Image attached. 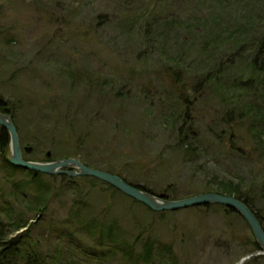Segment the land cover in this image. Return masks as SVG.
I'll return each mask as SVG.
<instances>
[{
	"label": "rangeland",
	"instance_id": "374dc122",
	"mask_svg": "<svg viewBox=\"0 0 264 264\" xmlns=\"http://www.w3.org/2000/svg\"><path fill=\"white\" fill-rule=\"evenodd\" d=\"M260 33L264 0H0V103L26 162L72 158L179 200L229 181L253 198L264 226V153L245 128L241 141L224 134L226 98L192 93L208 62L227 61V36ZM216 35L222 48L202 51ZM9 153H0V218L27 222L13 237L28 234L27 247L56 264H264L237 213L213 205L156 214L88 178L41 175L46 187L36 189L5 164ZM95 219L115 223L114 235L136 248L155 242L151 262H133L140 248L126 260L108 237L100 247L83 229Z\"/></svg>",
	"mask_w": 264,
	"mask_h": 264
},
{
	"label": "trees",
	"instance_id": "16d2710c",
	"mask_svg": "<svg viewBox=\"0 0 264 264\" xmlns=\"http://www.w3.org/2000/svg\"><path fill=\"white\" fill-rule=\"evenodd\" d=\"M233 36L234 35L227 36V38H231L232 43L231 41H226L225 43H223V45H225L226 43L227 45L230 44V48H232L233 50L228 53L229 56L227 58V61L222 62L218 60L215 62L213 61L212 63L208 62L207 65L205 64L206 67L204 68L205 70L203 71L204 73L201 75L200 80H197L192 85V93L193 95H197L199 93H202V91L207 88V90L210 89L213 93L218 94V96L226 98L227 103L221 100V104L224 106V116H222L220 119V125L222 126L221 128H225L223 129L225 132L224 134L229 135L230 138L232 136H235L239 139V141H241V137L238 135V131L245 128V132L250 135L249 137L251 138L253 146L255 147V152L262 155V153H264V143L260 136L262 132H264V33H260L254 38H249V40L243 39L241 38V36ZM219 38L220 37L218 35H216V37L214 38L206 36L204 42L201 45V47L203 48L202 51L207 50L211 54L217 53L218 50L222 48L217 41L219 40ZM211 40L213 41L210 42ZM178 73L180 72L177 71L176 75ZM177 76H179V74ZM184 95H186L185 91ZM180 96H183V94L181 93ZM232 96H237V98L239 99L244 96L242 104L239 105V103L237 102L233 103ZM185 98L186 97L183 96L184 101H186ZM0 113H8V110L1 103ZM9 149V136L7 135L5 130H1L0 153H2V155L4 156L8 153ZM260 157L263 158L262 156ZM5 164H7V166L12 170H20L18 168H13L9 164V161L7 159L5 160ZM27 172V174L32 176V183L36 184V189L43 190V188L46 187L45 184L39 180V176H41V174H34L29 171ZM106 173L117 175L120 179H122L124 183L131 185L134 188L137 187L138 189L146 193L149 192L150 194H153L157 197H163L164 199H167L169 201L179 200L177 199V197H166V195L169 196L170 194H168L167 191H160L161 193L158 194L157 192H154V189L150 188L148 184L146 185L140 182L127 181V179H124L121 174L113 173L112 171H106ZM61 177H63V179H68L64 176ZM260 187L261 193L264 194V182L261 183ZM42 192L43 191H41L40 193L42 194ZM213 193L220 196L231 197L242 202L260 222L258 214L253 211L252 208V204L254 202L252 201L253 198L251 199V197L247 195V193L245 194L240 185L233 184L229 181H223L217 183L213 189L206 187V190L203 194ZM170 196L172 195L170 194ZM41 201L42 204L43 200ZM80 203H82L84 207L86 206V202L84 200L79 201L78 204ZM26 208H28V206ZM222 209L226 213H234L226 208ZM40 212L41 211H38V214ZM260 223L262 225V222ZM28 225L29 224H27V222H24L23 220H18L16 222L9 219V221L5 223L0 218V264H56L51 258L45 257L43 254L37 252L38 245H33L31 244V242H29L30 247H27V245L24 243V240L26 239V236L28 234H19L17 237H13L20 230L26 229ZM115 227V223L105 226V224H103L101 221L95 219L94 221L85 225L83 229L88 231L92 239L94 238V236L92 235L96 234V241L99 243L100 247L104 246L103 239L105 237H108V242L110 244H114L112 245L113 247L110 246V249L114 250V246L118 247L122 252L123 258H126V260L133 258V254H136V250L140 248L142 251L134 258L133 262H151V258L154 257L153 255L157 251L155 249V242L146 240L144 243H142V246L136 248L135 242H129L128 244L126 242L123 243L122 239L116 237L113 233L116 232ZM262 228L264 231L263 225ZM103 230L105 231L103 232ZM159 251L161 252V254H163L170 252V249L164 247ZM157 257L158 256L156 255L155 258L157 259Z\"/></svg>",
	"mask_w": 264,
	"mask_h": 264
},
{
	"label": "water",
	"instance_id": "95a60500",
	"mask_svg": "<svg viewBox=\"0 0 264 264\" xmlns=\"http://www.w3.org/2000/svg\"><path fill=\"white\" fill-rule=\"evenodd\" d=\"M0 128L5 130L9 136V164L13 168L22 171H29L34 174H41L47 177H67L68 179L88 178L96 180L101 184L109 186L116 190L122 196L128 197L136 204H140L149 209L153 213L159 214L163 212H178L181 210L202 208L203 206L217 205L226 208L231 212L237 213L243 221L248 225L253 234L255 243L264 256V231L261 223L256 219L252 212L240 201L227 196L217 194H202L185 198L181 200H167L163 197H157L149 192L146 193L137 187L134 188L122 181L117 175H111L106 172H100L95 169L88 168L76 159H67L52 161L48 163H34L24 161L22 157L21 147L19 146V136H17L16 126L13 125L12 117L8 114L0 113ZM24 154H29L30 149L23 150ZM50 154L46 155L47 160ZM244 262V260L242 261Z\"/></svg>",
	"mask_w": 264,
	"mask_h": 264
}]
</instances>
